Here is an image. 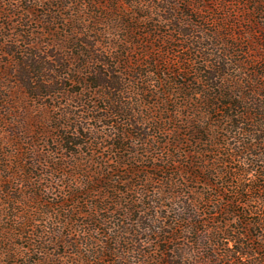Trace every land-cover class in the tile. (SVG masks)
<instances>
[{"label": "rangeland", "instance_id": "rangeland-1", "mask_svg": "<svg viewBox=\"0 0 264 264\" xmlns=\"http://www.w3.org/2000/svg\"><path fill=\"white\" fill-rule=\"evenodd\" d=\"M190 2L195 10L183 15L184 0H0V188L11 190L16 208L0 203V237L9 239L0 240V264H253L264 256L232 254L229 231L239 224L223 211L234 195L221 198L188 179L202 167H239L248 151L227 141L207 108L169 99L165 111L161 89L148 95L131 70L160 55L169 77L187 60L198 67L229 56L228 74L238 83L250 78L246 94L262 82L249 62L262 58L264 66V0ZM127 20L136 28L124 32ZM84 33L96 48L76 57L72 38ZM120 46L130 50L131 65L97 59L116 56ZM101 76L109 87L95 84ZM263 89H253L252 103ZM69 136L81 144L74 156ZM102 174L105 181L88 183ZM92 188L103 192L86 194ZM210 196L224 210L207 204ZM259 206L245 223L260 221ZM251 234L262 238L264 230Z\"/></svg>", "mask_w": 264, "mask_h": 264}, {"label": "trees", "instance_id": "trees-1", "mask_svg": "<svg viewBox=\"0 0 264 264\" xmlns=\"http://www.w3.org/2000/svg\"><path fill=\"white\" fill-rule=\"evenodd\" d=\"M184 2L186 5L185 8H183V15L189 14L187 13L188 11L192 12V10H195V3L191 4L190 0H184ZM117 6L118 8L121 7L120 5ZM117 6L114 15H117ZM110 10L111 12L114 11V9L111 8ZM198 10L199 9L197 8L196 12ZM181 24L182 22L178 23L176 27L180 29ZM226 25L228 24L225 23L224 26ZM122 26V30L124 32H128L129 30L136 28V26H133L132 23H129L128 20L125 21ZM87 38L88 37L85 33L84 36L82 35L80 37V39L72 38V44L74 46L73 48H79L77 50V55H75L76 57L89 56L90 52L88 49L96 48V45H93L95 44V41L90 45L87 43V41H85L87 40ZM89 38L90 40L92 39L90 36ZM89 43L91 42L89 41ZM85 51H87L88 54H85ZM245 52L247 55L248 52ZM129 53L130 50H128L127 48H123V46H120V52H118L116 56H113V54L110 55L108 52H102V57L97 59L103 62L106 59L112 57V59L116 61L118 65H122L123 63L131 65L132 60L130 59ZM228 57L229 56H220L214 62L203 59V61L199 63L198 67L197 61L195 59L187 60V63L185 62L186 65L184 68H181L180 71L174 70L173 73L169 75V77L165 72L166 70H163L162 68L163 60L166 61V59L164 58V56L160 55L158 59L156 57L152 58L151 56H147V58L149 59L148 63L140 64L136 69L131 70L136 74V82L143 85L142 87H140V89L147 90L148 95H152L154 98H157L158 94H156L153 89L157 90V87L158 89H161L162 93L160 96L162 97L158 98L157 100L158 103H160L163 107L167 104V102L165 101H169L170 99L169 105L170 103H174L173 105H176V107H178V101L184 100L186 103L191 104L190 108L192 107V109H194L193 107L195 105L207 108L210 111V114L213 115V119H216L217 125H215L214 127L219 130H221L222 128L223 132L226 133V135H224V133H219L217 135L226 136V139L229 142H232L231 139H233V145L235 149L240 151L241 149H245L248 151L245 158L243 157L244 159H241V161L238 159V156L236 154L233 155L234 160L238 159L237 161L239 162V167H236L238 163L235 164L236 166L234 167H230L229 163H225L224 165L226 166V169L219 173H215L214 171L216 170L213 168L208 169V167H202L200 169L201 173L192 174V177H190L191 175H189L188 177V179L191 178V181L193 179L192 182H200L203 185L209 187V189L212 191L213 189L219 190V194H217L216 196H219L221 198L226 196L227 193L234 195L232 199H226V204L227 206H229L226 211L222 209L221 204L215 205V203L212 202L214 198L213 196H210V199H208L210 201L206 200L205 202L209 205L212 204L217 212H219L218 210H224L223 212L227 216L232 215L233 221L239 224L237 228H231L229 232L234 233L235 236L231 237L230 235L228 237V240L233 244L232 254H234V256H241L243 258L248 257L249 255L251 256L252 252L256 254L264 252V244H256V240L258 238L259 240H264V236L262 238L257 237L255 239L251 234L253 231L258 229L264 230V206H261L264 202V151H261V146H264V119L262 121L261 119H259V117H264V94L260 92L257 95L260 99H258V101H254V103H252L253 100L250 99L251 95H254L251 94L254 91L253 89L257 90L261 87L264 88V66L258 67L259 62L262 61V58H256L255 63L249 62L251 66H255L252 71L262 82L258 83L256 88L252 84L248 91L250 93L246 94L244 92V89L242 88L243 86L246 87L244 82H249L250 78H248V76L245 77V75L243 74L240 78L242 81L238 83L239 78L229 75L228 71L230 70L231 60ZM73 60L75 61L76 59L73 58ZM244 64L246 65V63ZM144 69L149 70L144 71ZM79 72L81 73V71ZM108 72L110 71L108 70ZM110 73L112 74V72ZM105 75L108 77V74ZM113 76H115V74ZM110 77L112 76H109V78ZM114 78H116L117 80V87L122 88L124 83L121 80V77L117 75ZM148 78H156V80L151 79L146 81L145 79ZM96 80L98 82L94 80L93 81L95 82V84H98V88H101L102 85L104 87H109L108 84H105V82H103L102 76ZM32 81L33 79H29L27 81V84H33ZM99 82H102V85L99 84ZM252 82L254 83V81ZM164 97H166L167 100H164L163 102ZM175 97L176 99H174ZM250 104L256 106V108L253 109L254 113L246 110L247 106L250 108ZM164 110L168 111V104L167 107H164ZM214 114H217L216 117ZM171 119L172 117L168 118L167 120ZM222 122L225 123V125H222ZM255 128H259V130L256 131ZM193 130H196V128H194V125ZM204 130L206 131V129ZM65 139L66 146H68V151L70 150V153L73 155V152L75 151L74 147L80 148L81 144L77 143L74 140L75 138L71 136ZM20 146L21 145L19 144L18 147ZM11 156L14 157V154L12 155L11 153ZM230 164L233 163L230 162ZM3 168L10 169L8 166H5ZM11 177L12 176H10V178ZM25 177H23L22 182L26 183L29 187V185L32 183L33 178L31 176H28L25 179L27 182H25ZM6 178H9V176ZM213 178L214 180L218 178L222 181L220 183H214ZM87 179L88 183H97L102 182L103 180L105 181V177L103 176V174L100 175V177L97 179H94L92 177H87ZM91 192L102 193L103 191L92 188L88 189V192H86V194ZM10 194L11 190H6V187L0 188V196H5V199H2V197L0 198V203H3L5 207L6 205H8L10 208L16 209L15 206H11L14 205L11 200L15 201V198H13ZM102 195H104L103 199L111 198L107 193ZM72 196L75 198L76 194L73 193ZM38 197L39 195L36 194L29 196V198L32 199H37ZM99 201L97 202L99 203ZM254 204H260L259 207L263 208L262 211H260L262 213L259 214L260 221H257L255 223H245L243 217H250L251 215H253L252 209ZM93 207L99 209V205H95ZM87 215L91 218L92 222L102 224V221L99 220V217L97 215ZM6 230L7 229H3V232H5ZM220 231L222 230L220 229ZM0 240L7 241L9 239L1 236ZM253 264H264V256L258 262Z\"/></svg>", "mask_w": 264, "mask_h": 264}]
</instances>
